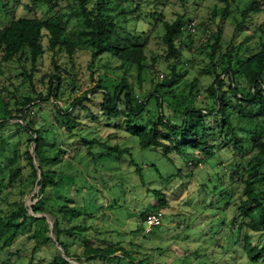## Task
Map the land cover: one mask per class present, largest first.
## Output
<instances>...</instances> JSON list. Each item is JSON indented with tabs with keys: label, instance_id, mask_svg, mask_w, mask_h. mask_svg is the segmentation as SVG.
Instances as JSON below:
<instances>
[{
	"label": "trees",
	"instance_id": "1",
	"mask_svg": "<svg viewBox=\"0 0 264 264\" xmlns=\"http://www.w3.org/2000/svg\"><path fill=\"white\" fill-rule=\"evenodd\" d=\"M177 1L183 11H176ZM217 1L223 5L212 4L208 20L219 17L220 25L213 30L200 22L207 33L193 46L190 33L182 37L197 0H0V264L7 259L11 264H71L70 258L86 264L132 262L131 249L122 244L128 236L153 232L138 227L111 233L110 240L94 237V228L86 223L94 213L77 204L72 192L78 190H66L63 161L70 147L89 151L101 146L118 161L132 157L130 138L176 169L172 183H162L160 169L153 167L147 179V165L131 159L134 187L143 188L149 198L138 213L141 222L169 208L167 195L176 178L186 185L193 180V190L182 202L190 197L204 201L187 213L161 214V222L168 215L173 216L169 223L176 219V241L169 240L184 245L186 254L176 263L264 264V19L243 26L252 15L264 13V0ZM238 1L243 7L235 30L245 32V38L225 45L221 24ZM71 20L77 23L69 29ZM154 36L169 73L141 95L134 85L139 90L145 72L151 80L158 73L147 65L145 53ZM85 44L90 57L82 69L76 54ZM184 47H189L186 56ZM61 54L68 63L59 62ZM44 57L50 69L42 73ZM183 59L194 73L188 92L193 103L179 111L171 107L167 89ZM14 60L19 72L12 75L6 65ZM103 69L117 74L96 80L95 73ZM88 72L96 82L91 87ZM206 78L208 84L202 81ZM83 124L113 132L83 139ZM72 137L77 145L69 142ZM43 144L50 156L41 151ZM35 188L34 202L27 207L25 197ZM39 214L50 215L54 239L46 217ZM31 226L33 232L11 252ZM74 235L79 239L69 251L63 241ZM191 235L201 238L198 245H191ZM160 250L155 249L158 256ZM41 251L46 257L38 255Z\"/></svg>",
	"mask_w": 264,
	"mask_h": 264
},
{
	"label": "rangeland",
	"instance_id": "2",
	"mask_svg": "<svg viewBox=\"0 0 264 264\" xmlns=\"http://www.w3.org/2000/svg\"><path fill=\"white\" fill-rule=\"evenodd\" d=\"M25 1V0H24ZM219 4L217 0H197V9L195 11V16L193 21H195V30L191 33L192 45L196 46L201 41L202 37L205 36L206 28L199 26V23L204 22L207 24L208 29H215L217 25H220L219 17L215 18V20H208L209 17V7L212 4ZM176 11H183L181 6V2L177 1L176 5H174ZM243 7L241 1L237 3H233L230 5V14L225 18L222 27L223 36L221 38L222 43L227 45L229 42L234 40V44L241 42L245 38V32L236 31L235 26L237 22L241 20L240 17V9ZM190 11V10H189ZM166 16L168 18L172 17L170 11L167 9ZM264 19V13L258 15H252L248 18L247 23H244V27H252L254 25H259ZM77 21L71 20L68 23L69 29L76 25ZM252 23L253 25H250ZM159 31V30H158ZM189 34V31H185L182 39ZM156 36V34H155ZM153 37L152 40L148 43L147 48L145 49V53L147 56V65L157 69V74H152V80L150 79L151 74L147 71L144 74V80L138 90V86L134 85V90L139 91L141 95L147 91H153V84L160 82L163 77L169 73L168 67L169 63L165 62L161 55L163 54V47L160 44V39L157 37ZM189 44V42H186ZM189 47H184L183 55H187V51ZM77 63L82 69H85V65L89 60V51L87 44L82 46V50H80L77 54ZM185 59V58H184ZM181 62L178 69L180 70L177 77L172 79L170 82V88L167 89L169 92L168 100L171 107L174 110L182 111L186 106H191L192 99L188 95L189 92V80L194 75L193 72H189V68L185 65V62ZM59 62L64 64L68 63L67 58L64 54H61ZM7 70L15 75L19 72V65L17 61H12L8 63ZM42 73L45 71H49L50 69V61L48 57H44L42 62ZM80 68V69H81ZM117 73L111 70H100L95 73V79L97 80L99 76L106 77L107 79L115 77ZM86 79L90 83V87L96 84V82H92L89 72L86 74ZM95 81V80H94ZM204 84L209 83V79L202 80ZM82 93L81 90L77 91V94L80 95ZM172 97V98H171ZM202 98V96H200ZM199 98L195 103H199L201 100ZM53 101V100H51ZM97 105V104H96ZM47 107H50V104H47ZM36 111H32L30 117H36ZM21 122L20 120H16V122ZM97 121V120H96ZM101 122L107 121L106 118H100ZM108 122V121H107ZM105 123V122H104ZM89 124H83L85 127L82 132L81 138H100L104 136L110 135L113 131L109 128L92 127L93 125H89V129L86 128ZM120 143L123 146L124 134L120 135ZM131 142H127V145L131 147V156H123L120 161L114 158L111 154L107 153L105 149L101 146H96L90 148L89 151L81 148L78 150L76 147H70L66 150L64 154V160H66L67 164L64 169L65 173V187L66 190L71 191V189L78 190L77 192L73 191L72 196L74 197L77 204L83 208H85L88 212L94 213L92 216L87 217L86 223L88 226H92L94 228L92 233L94 237L99 239L110 240L114 236L112 234H120L124 231L135 230L140 227L142 230L148 232L152 231L151 234H137V236L132 235L127 237V241L122 245L126 247L128 250L131 249L134 260L129 262V258H125L124 262H128L127 264H139V261L142 262L140 264H179L176 263V258H183L186 254L183 249L184 245L181 243L175 244L172 243L171 238H174L176 241V219L173 223H169L168 219H172L173 216L168 215L167 221L166 219H162L161 225L154 228H147L145 223L141 222L138 217V213L140 209L149 203V198H144L145 192L141 187H134V181L131 179L132 165L131 159L135 160V162L144 166L145 174L147 175V179L150 178V171L153 167L160 169L162 172V183H172L176 175V169H172L164 160L160 158L158 153L149 152L148 150H140L137 141L135 138H130ZM77 139L72 137L69 140L70 143H75ZM130 140V141H131ZM114 139L110 142L113 145ZM76 145L78 142L76 141ZM33 145H30L29 151H33ZM22 148H26V145ZM83 150L82 153H80ZM41 151L46 153V156H50L48 151V147L46 145L41 146ZM80 151V152H78ZM197 160L201 162V158L198 157ZM150 167V168H149ZM198 167H201L198 164ZM56 168V166H55ZM185 176V174H183ZM178 178H176V182L172 192L167 195V199L170 203L169 208L167 210H161L160 213L165 215L166 213L176 214V212L181 211L187 213L189 207H192L194 204H204V201L190 197L186 199L188 202H182L184 197H187L190 192L193 190V185H191L193 180H190L186 185V182L179 183ZM37 191L35 188L27 197H25V204L27 207H30L34 200L32 198L33 194ZM239 193V190H235V195ZM192 205V206H191ZM37 216H45L47 223L50 228V232L48 235L54 239V235L52 234V221L50 215H42L39 214ZM33 232V226L26 228L21 238L17 240L13 246L11 247V252H15L19 247V241H23L27 235H30ZM112 233V234H111ZM118 238V237H117ZM116 238V239H117ZM191 238L193 242L191 245H198L200 243V237L192 236ZM68 241H63V243L67 246V249L73 250L76 241H78L79 237L74 235L72 239L67 237ZM118 240V239H117ZM196 240V241H195ZM132 241V244L129 242ZM195 241V242H194ZM75 242V243H73ZM172 243V244H171ZM31 244V243H30ZM30 244L26 247L29 248ZM171 244V246H169ZM167 247H170L167 248ZM25 248L24 253L28 255V251ZM160 250L159 252L155 251V249ZM58 250L62 252V250L58 247ZM80 251V247L77 248ZM168 249V250H167ZM166 250V251H165ZM39 256L46 257L45 253L41 251L38 254ZM120 252L113 255L112 258L119 256ZM71 264H86L84 260L76 261L73 258L69 259ZM117 261L116 259L112 260V264ZM12 260H5V264H11ZM125 264V263H122Z\"/></svg>",
	"mask_w": 264,
	"mask_h": 264
},
{
	"label": "built area",
	"instance_id": "3",
	"mask_svg": "<svg viewBox=\"0 0 264 264\" xmlns=\"http://www.w3.org/2000/svg\"><path fill=\"white\" fill-rule=\"evenodd\" d=\"M195 30V21L192 20L190 24L187 26V31L191 34ZM147 228L151 229L157 227L161 224V214H151L146 219Z\"/></svg>",
	"mask_w": 264,
	"mask_h": 264
},
{
	"label": "water",
	"instance_id": "4",
	"mask_svg": "<svg viewBox=\"0 0 264 264\" xmlns=\"http://www.w3.org/2000/svg\"><path fill=\"white\" fill-rule=\"evenodd\" d=\"M33 154V153H32Z\"/></svg>",
	"mask_w": 264,
	"mask_h": 264
}]
</instances>
